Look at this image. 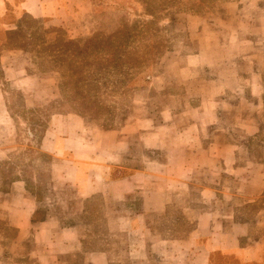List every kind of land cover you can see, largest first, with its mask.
I'll return each mask as SVG.
<instances>
[{
    "label": "rangeland",
    "instance_id": "1",
    "mask_svg": "<svg viewBox=\"0 0 264 264\" xmlns=\"http://www.w3.org/2000/svg\"><path fill=\"white\" fill-rule=\"evenodd\" d=\"M0 90L12 130L0 196L21 180L38 202L33 225L0 203V264L99 253L185 264L203 218L263 235L264 0H92L63 22L11 8L0 13ZM72 132L108 166L91 176L95 191L81 194L74 163L49 145ZM46 216L55 222L35 238ZM66 230L80 234L69 251L55 239Z\"/></svg>",
    "mask_w": 264,
    "mask_h": 264
},
{
    "label": "crops",
    "instance_id": "2",
    "mask_svg": "<svg viewBox=\"0 0 264 264\" xmlns=\"http://www.w3.org/2000/svg\"><path fill=\"white\" fill-rule=\"evenodd\" d=\"M89 4H92V0H0V13L6 14L8 8L12 7L16 12L63 22L84 13ZM11 131L5 98L0 90V169L2 161L9 157L12 150ZM75 136V132L70 133L69 136L58 135L56 140L49 145L58 151V155H66L65 158L74 163L76 168L74 182L79 183L82 194L88 188L94 189L91 176L102 168L107 170L108 166L100 167L92 163L91 160L95 158V155L84 154V148H88L89 145L78 143ZM82 160L89 161L83 162ZM121 181L112 182L113 186L108 185L110 191H114ZM26 192V182L21 180L13 181L7 190L1 191V206L12 211L8 213L9 220L17 225L27 222L35 224L33 215L37 212L38 202L35 197L27 195ZM125 193L127 191H121V195ZM18 195L23 196L20 215L15 213V199ZM39 222L43 225L33 234L35 238L42 235L43 230L55 221L50 216H46ZM220 222L222 224L218 227L220 230H213V222L205 218L198 222L200 229L190 242V246L194 247L193 256L185 264H264V233L258 238H252L249 234V226L244 225L246 223L241 222L226 229L224 222ZM259 223L264 227V221ZM53 236L55 238L56 234ZM60 238H65V246L69 247L67 249L69 251L71 250L70 244L72 241L79 240L80 234L76 230H66L57 233L55 239ZM91 261L92 263L89 264H109L108 256L104 253L93 255Z\"/></svg>",
    "mask_w": 264,
    "mask_h": 264
},
{
    "label": "trees",
    "instance_id": "3",
    "mask_svg": "<svg viewBox=\"0 0 264 264\" xmlns=\"http://www.w3.org/2000/svg\"><path fill=\"white\" fill-rule=\"evenodd\" d=\"M145 3H146V1H145ZM12 7H9L8 8V10L9 9H11ZM69 41H67L66 43H65V45H64V48L62 49V50H64V49H66L65 51H70V50H73V49H71L70 48V46L71 45H69ZM50 48V47H49ZM61 51V50H60ZM87 52V48L86 47H82V48H78L77 50H74V53H76V54H79V55H81V54H83V53H86ZM49 55H51V54H49ZM36 213V212H35ZM33 219H34V221H36V215L34 214L33 215Z\"/></svg>",
    "mask_w": 264,
    "mask_h": 264
}]
</instances>
